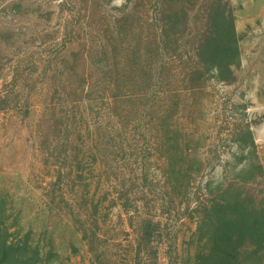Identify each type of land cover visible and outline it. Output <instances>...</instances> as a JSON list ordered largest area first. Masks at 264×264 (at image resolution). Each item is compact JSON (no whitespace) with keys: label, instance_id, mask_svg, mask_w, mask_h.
Here are the masks:
<instances>
[{"label":"rangeland","instance_id":"1","mask_svg":"<svg viewBox=\"0 0 264 264\" xmlns=\"http://www.w3.org/2000/svg\"><path fill=\"white\" fill-rule=\"evenodd\" d=\"M0 227L27 264H264V0H0Z\"/></svg>","mask_w":264,"mask_h":264},{"label":"trees","instance_id":"2","mask_svg":"<svg viewBox=\"0 0 264 264\" xmlns=\"http://www.w3.org/2000/svg\"><path fill=\"white\" fill-rule=\"evenodd\" d=\"M1 238H4V240H1ZM31 250V247L23 245L22 242L7 243L5 230L3 231L0 227V264H27L32 259L27 258Z\"/></svg>","mask_w":264,"mask_h":264}]
</instances>
